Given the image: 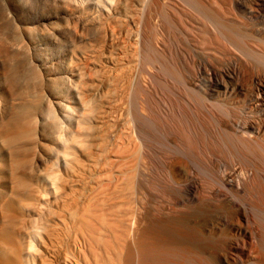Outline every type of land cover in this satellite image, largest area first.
<instances>
[{"label": "bare ground", "instance_id": "6f19581e", "mask_svg": "<svg viewBox=\"0 0 264 264\" xmlns=\"http://www.w3.org/2000/svg\"><path fill=\"white\" fill-rule=\"evenodd\" d=\"M0 264H264V0H0Z\"/></svg>", "mask_w": 264, "mask_h": 264}, {"label": "rangeland", "instance_id": "374dc122", "mask_svg": "<svg viewBox=\"0 0 264 264\" xmlns=\"http://www.w3.org/2000/svg\"><path fill=\"white\" fill-rule=\"evenodd\" d=\"M202 15H205V14L203 13ZM202 15H201V16H202ZM206 15H207V14H206ZM206 15L204 16V17H206L205 19L210 21V20L212 19L211 16H210V18H209V15H208V19H207V16H206ZM202 17H203V16H202ZM203 19H204V18H203ZM158 188H159V187H158ZM162 191H163V190H161L160 192H162ZM162 193H163V192H162Z\"/></svg>", "mask_w": 264, "mask_h": 264}]
</instances>
